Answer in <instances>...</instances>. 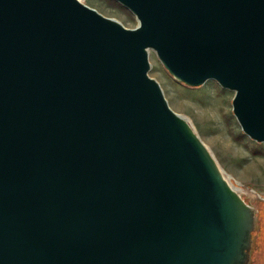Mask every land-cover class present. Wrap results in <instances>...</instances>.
<instances>
[{"label":"water","instance_id":"1","mask_svg":"<svg viewBox=\"0 0 264 264\" xmlns=\"http://www.w3.org/2000/svg\"><path fill=\"white\" fill-rule=\"evenodd\" d=\"M0 0V264H246L253 208L148 75L233 90L264 142V0Z\"/></svg>","mask_w":264,"mask_h":264},{"label":"rangeland","instance_id":"2","mask_svg":"<svg viewBox=\"0 0 264 264\" xmlns=\"http://www.w3.org/2000/svg\"><path fill=\"white\" fill-rule=\"evenodd\" d=\"M103 15L132 27L136 18L115 0H81ZM148 75L159 83L172 110L192 125L228 180L242 188V196L253 208L246 264H264V142L242 132L231 110L233 90L206 79L190 86L175 79L148 50Z\"/></svg>","mask_w":264,"mask_h":264},{"label":"bare ground","instance_id":"3","mask_svg":"<svg viewBox=\"0 0 264 264\" xmlns=\"http://www.w3.org/2000/svg\"><path fill=\"white\" fill-rule=\"evenodd\" d=\"M180 115V114H179ZM181 116V115H180ZM183 119H185L183 116H181ZM186 123L189 125V127L192 129V131H194L192 125L187 121V119H185ZM195 132V131H194ZM196 133V132H195ZM206 147V146H205ZM207 148V147H206ZM208 150V149H207ZM209 151V150H208ZM209 153L211 154V152L209 151ZM212 155V154H211ZM214 158V157H213ZM215 160V159H214ZM216 162V161H215ZM217 164V162H216ZM217 167L219 168L220 174L223 177V179L226 181V183L228 184V186L244 201V198L242 196V188L235 186L234 184H232L229 180L228 177L224 174L223 170L219 167V165L217 164Z\"/></svg>","mask_w":264,"mask_h":264}]
</instances>
